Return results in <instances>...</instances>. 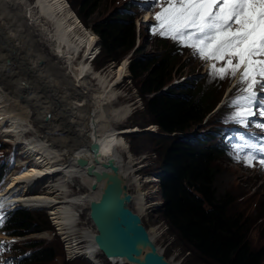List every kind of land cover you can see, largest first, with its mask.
Listing matches in <instances>:
<instances>
[{
    "label": "rangeland",
    "instance_id": "rangeland-1",
    "mask_svg": "<svg viewBox=\"0 0 264 264\" xmlns=\"http://www.w3.org/2000/svg\"><path fill=\"white\" fill-rule=\"evenodd\" d=\"M3 1V4H2ZM26 1L28 0H1V11H0V18L2 15L9 14L10 16L13 15V25L11 28L7 29L10 36L13 37L15 45L25 44L23 48L27 49L26 52L22 53V57L14 56L10 54V48L3 43H0V54L4 55L6 64L2 66L0 64V96L2 100H6L8 97L1 87H4L8 90L9 93H13L14 91H10L9 88H12V84H16L17 82L14 81V77L17 75V78L25 77L29 75L32 79V84L35 85L36 92H40L41 87L38 85L37 81L32 77L33 73L40 74L43 79L47 82L51 83L52 80L57 83L58 81L63 80V90L61 91V95L64 98H68V103H75V105H71L72 109L75 110V106L79 107L81 111L85 114L90 113V116L96 117L97 120L102 119L103 113L102 109L112 110L115 112V116L113 120L119 121L116 123L117 129L120 132L129 130L130 128L135 129V132H140L148 127H152L151 134H138V135H131L127 134L124 136L121 135L119 137L122 138L123 144L125 146V150L128 154L129 161L132 163V169L134 170L133 177L134 179L139 180L138 183L141 185V194H146L145 203H146V212L142 214V222L143 225L147 228L148 231H152L154 234V244L166 260H169L172 264H204L202 259L198 253L190 249L187 245L180 242L177 234L169 228V226L162 221L160 210H161V198L158 192V185L150 186L149 177L148 175H152L155 180L158 177V172L160 171V157L158 150L160 149V145H158L159 141H163L166 145H169L172 140L170 139H163L158 138L155 135L159 133V130L156 125L153 123H149L147 116L144 113V103L147 98H142L138 94V88L140 86L139 82L136 80L130 79V74L128 71V64H126V60H123L121 57L118 61H105L100 59V56L95 59L98 54L99 47H96L94 57L89 61L90 69L94 74L88 72L85 75V79L87 82H82L81 75L76 78H73L74 75L72 74L71 70L69 69V63L63 58L62 54H68V49L62 48V46L56 42L54 30L55 28L50 23V20H45L44 16H42L39 12V8L31 9L27 8ZM65 2L64 0H62ZM31 2V0H30ZM123 2H128L127 0H120L119 3L117 0H100L98 3H95L94 12L85 19L86 26L85 29L92 31V27L99 21H102L107 18H111L114 11L119 7ZM8 3V4H7ZM68 9L72 12L73 16H77L78 7L70 6V4L66 1ZM32 4V3H31ZM34 4V3H33ZM8 5V6H7ZM3 6L4 7L3 9ZM12 7V8H10ZM6 8V9H5ZM13 13L10 14V11ZM4 11V12H3ZM38 15V16H37ZM40 16V17H39ZM75 18V17H74ZM78 18V17H77ZM3 21V22H2ZM0 24H4V20H0ZM134 30H135V50L132 53V56H136L140 59H144L145 61L151 60H159L161 56L166 54V50L163 46L157 44L155 40L148 38L145 34L144 28L145 26L142 24V19L134 21ZM6 24H4L5 26ZM10 25V26H11ZM16 32V33H15ZM12 33V34H10ZM18 34V35H17ZM95 35V34H94ZM61 40L58 38V41ZM98 40V38H97ZM99 42V41H98ZM97 42V45H98ZM64 44V43H63ZM169 44V43H168ZM65 45V44H64ZM22 48V49H23ZM171 49V47H170ZM24 51V50H23ZM80 54V55H79ZM82 50H80L76 55L77 62L81 61ZM95 59V61H93ZM128 63H130L131 59H128ZM174 67L170 74V77L176 80H180L181 78L186 77L190 74L187 78L193 76H200L199 81L202 82V86L206 92L213 91L215 93L214 97H218L222 99L221 93L222 90L219 86L210 85L209 82L205 79L204 69L200 67L199 64L191 61L187 55H176L174 56ZM124 65H126V74L124 76H120L119 72L123 70ZM28 67V68H26ZM55 69V70H54ZM63 70L65 72V76H61ZM124 71V70H123ZM84 72V71H83ZM82 72V73H83ZM60 75L58 76L57 75ZM61 73V74H60ZM180 74V76H177ZM63 75V74H62ZM106 77L109 82L108 89L112 90L116 97L110 103L107 102L108 98L105 97V93L103 90V85H101V79ZM179 78V79H178ZM78 81V82H77ZM80 81V82H79ZM171 81V82H172ZM15 82V83H14ZM96 82L99 84L100 87L96 85ZM101 82V83H100ZM69 83V84H68ZM47 85V83L45 84ZM23 86V85H22ZM50 86V85H49ZM53 87V86H52ZM74 89L77 90V95L80 94V97L77 98L76 96H71L70 91ZM49 90L52 89L49 87ZM23 88L21 87L18 91H15L17 95L14 99L10 100L13 103V109L7 108V106L3 108L0 105V114L4 112L11 115L10 118L23 121L22 117L24 118L25 124L29 123V126L24 128V133L18 131V128L21 124L17 123L16 121L8 122L5 125L3 124V120L0 118V125H3V130L6 132H14L12 136H6L5 138H1V143H11L12 146L16 147L15 151L17 156H21L24 152L23 146L34 150V148L39 146L42 138L41 132L44 131L40 124L42 122L41 114L48 112L47 105L42 101L41 107L42 112L38 113L33 119L32 114L30 112V106L28 104H24L23 98H20L19 95L23 94ZM175 93L180 92V90H173ZM15 94V93H14ZM105 94V95H104ZM3 95V96H2ZM53 95V94H52ZM152 96V95H151ZM149 96V97H151ZM9 97H11L9 95ZM47 99V96L44 97ZM21 100V101H20ZM70 100V101H69ZM1 101V100H0ZM5 104L4 102H2ZM48 103H51L53 106V100L50 99ZM81 103V105H80ZM17 104V107L14 108V105ZM39 105V107L41 106ZM78 105V106H77ZM131 105L132 113L129 114L131 111L129 106ZM62 106H55V111H58ZM67 106L64 107L66 109ZM16 109V110H15ZM18 109V110H17ZM68 109V108H67ZM15 112V113H12ZM22 111V112H21ZM62 111V109H61ZM21 113V114H20ZM3 114V113H2ZM4 115V114H3ZM20 115H24L19 117ZM100 117V118H99ZM49 117L47 116L45 120ZM28 121V122H27ZM44 121V120H43ZM202 125V124H201ZM200 125H195L194 129ZM1 127V126H0ZM31 127V128H30ZM63 128V127H62ZM199 128V127H198ZM206 127H202L205 129ZM139 129V130H138ZM154 129V130H153ZM208 129V128H206ZM205 129V130H206ZM34 130V131H33ZM17 131V132H16ZM134 132V133H135ZM49 136L51 132H46ZM20 134V137H19ZM23 134V135H22ZM22 135V136H21ZM15 138H14V137ZM62 136V135H60ZM12 138V139H11ZM49 139V138H47ZM33 142H32V141ZM38 141V142H37ZM34 143V144H33ZM45 143V142H43ZM44 148V147H43ZM43 148L41 151L43 152ZM39 150V153H41ZM45 151V150H44ZM50 152L54 153V150H49ZM48 153V152H46ZM56 153V152H55ZM29 160H34V158H26ZM32 160V161H33ZM128 160V159H127ZM34 162V161H33ZM33 162H31L33 164ZM42 163V161H41ZM18 164V160L16 161ZM21 164H25L24 160ZM30 164L29 167L32 165ZM134 164V165H133ZM34 166L31 171L25 173L24 175L33 178L34 176H39V184L40 182L49 184H59V182L64 180L61 175L51 174L46 177H42V175L47 171L48 167L42 164ZM214 169L216 172L215 181H214V189L217 198H222L225 195L230 196L233 202L231 204V208L229 211L233 214H239L243 223H247V231H248V241L251 245L253 250L260 249L264 245V179L263 177H257L255 173L246 172L244 170H240L237 167L230 166L225 163L221 159H215L213 161ZM28 167V168H29ZM40 168L42 170L40 173H36L35 169ZM57 167L56 169H59ZM18 172V170H13V173ZM46 174V173H45ZM20 175L22 172L19 173L15 178L13 177L11 181L15 179H21ZM9 175L5 178L8 181ZM151 179V178H150ZM22 180L24 176H22ZM153 180V179H151ZM158 180V179H157ZM10 182V180H9ZM27 183L25 189L29 188L30 186ZM41 185V184H40ZM46 186V185H45ZM50 186V185H49ZM66 188L71 195H75L78 192V187L72 183L71 186L66 184ZM128 192L130 194H135L134 186L128 187ZM38 193H43L37 191ZM77 196L80 193L76 194ZM83 196L84 194L81 193ZM59 200V199H56ZM153 204L157 206H152ZM63 205V204H60ZM59 205V206H60ZM150 206V207H149ZM152 206V207H151ZM131 208L134 207L131 205ZM29 209L28 212L32 214V216L38 217L41 222H48L50 226V230L43 231L38 234H32L26 236L24 238H19L18 243L15 245V248H21L25 245H29V240L31 241H45L51 247H53L56 252L57 256L51 264H91L82 257L84 255L79 254L80 249H83L87 244L86 238L80 236V231L82 229H86L90 232H93V228L90 224L88 219V212L85 209L79 207L77 208L78 213H74V219L77 220L78 228L77 232L74 236L82 237L81 240L84 241L83 243H79L78 248L79 251L76 253L75 256H70L68 253L67 245L64 241V237L60 235V229L53 224V220L51 219V215L47 213L44 209L41 210H33ZM79 210V211H78ZM230 213V214H231ZM48 214V216H47ZM73 214V213H72ZM54 226L56 229H54ZM53 228V229H52ZM53 230V232H52ZM56 233V235L54 234ZM155 232V233H154ZM60 236L58 238L57 236ZM62 237V238H61ZM60 239V240H59ZM62 246H61V243ZM62 247H63V256H62ZM28 249V248H27ZM29 250V249H28ZM27 251V250H26ZM23 252V251H22ZM98 256V255H97ZM96 256V261L98 264H111L106 258ZM100 256V254H99ZM64 259H63V258ZM81 257V258H80ZM118 264V263H117ZM119 264H127V263H119Z\"/></svg>",
    "mask_w": 264,
    "mask_h": 264
},
{
    "label": "bare ground",
    "instance_id": "bare-ground-1",
    "mask_svg": "<svg viewBox=\"0 0 264 264\" xmlns=\"http://www.w3.org/2000/svg\"><path fill=\"white\" fill-rule=\"evenodd\" d=\"M25 3L27 8L29 9H31V7L39 8V12L42 16H44L45 20L51 21L50 23H52V26L54 25L53 27L55 28L54 34L56 42L59 43L62 48L68 49V54L65 55L61 53L60 55H62L63 58L70 64L69 69L74 75L73 78H76L82 74V82H87V80L85 79V75L88 72L90 73V75L92 73H95L91 71L89 61L91 60L90 58L92 54L94 55V51L97 47V36L85 29L82 23L79 22L78 18L75 15L73 16L72 12H70L67 4L62 0H31V2L30 0H28ZM4 7L6 6H3V9ZM1 9L2 8L0 0V11ZM9 11L10 14L13 13V11ZM12 19L13 15L10 16L9 14H5L1 16L0 20H4V24L6 25L4 26V24H0V43H6V45L10 48L11 55L22 57V53L26 52L25 50H27L23 48L25 44L22 43L19 45H15V40H13V37L10 36L9 33L7 34V29L13 26L11 25L13 23ZM58 38H60L61 40L58 41ZM80 50H82L83 54L81 56V61L77 62L76 55ZM2 59H5V57L3 54H0V64H2L3 66L4 64H6V61H3ZM123 70L119 72V75L121 77H125L126 65H124ZM61 72L63 74L62 75L60 73L61 76H65V72L63 70H61ZM40 74L33 73L32 75V77L41 87L42 91L40 92L35 91V85L32 84V79L29 75H26L21 79L17 78V75L14 77V81L17 83L12 84V88H9L10 91H14L12 94L9 93L6 88L1 87L5 94L8 96L5 101L4 99L2 100V97L0 96V105L3 106V108L6 105L7 108L13 109V103L10 100L14 99V97L17 95L15 91H18L22 87L24 90V95L20 94L19 97L23 98V101L20 100L21 102H24V104H28V106H30L29 113L32 114V117H30V119H33L38 115V113L42 112L41 107H44V105L41 104L46 103L48 112L41 114L42 122L39 121L38 123L44 130L41 132L42 138H40L42 143H40L39 146L37 145L34 150L30 149L31 152H34V160L32 159L34 162L31 160L33 164L30 162V164L32 165L22 172L19 182L18 179H15L14 181L10 180V182L8 181V183L1 188L0 194H3L5 198L14 195L9 200L16 201L17 204H24L28 207H31L33 205L42 206L44 210L47 211V213L49 212L48 214L51 215V219L54 222L53 224H55L61 230L60 235L64 237V241L67 245L66 249L68 250V253L66 254L75 256L79 251L78 244H81L84 241L81 240L82 237L74 236L78 231V223L76 219L74 220V216H76L74 213H78L75 210H77V208L79 209V207L89 212V203L93 200L98 199L104 183H102L101 181H97L92 172L102 170L100 163L109 158L114 159L115 162L118 163L120 174L125 178L127 186H134L136 193L132 194L133 200L131 205L134 207L133 210L136 211L140 216H142V214H145L147 210L145 203L146 194H141V185L140 183H138L139 180L134 179L133 177L134 170L132 169V163L129 161L128 154L123 144L124 142L122 138L119 137L123 134L124 136L127 134L133 135L136 132L133 128H130L129 130L127 129L126 131H124V133L120 132V130L117 129L116 126V123H119V121L113 120L115 112H112V110L101 108L104 116H102V119L99 120H97L94 116H90V113L85 114L79 109V107L75 106V110H73L71 105H75V103H71V105L67 104L68 98H64V96L61 95V91L63 90L64 86L63 80H57V83L52 80L51 83H49L45 79H43ZM101 82L100 83L101 85H103L104 93L106 94L104 95L108 98L107 102L110 103L112 100H114L116 95L112 90L108 89L109 82L106 77L102 78ZM46 83L47 85H45ZM96 85L100 87L97 82ZM49 87L52 89V91L49 90ZM9 95L11 97H9ZM70 95L76 96L77 90L72 89L70 91ZM46 96L47 99L44 98ZM79 97L80 94L77 95V98ZM50 99L53 100L54 106L51 103H48ZM42 101H44V103H41ZM2 102H4L5 104H3ZM39 105L41 106L39 107ZM55 106L62 107L58 111H55ZM65 106H67L66 109H64ZM128 106L131 111L129 114H131V105ZM16 107L17 104L14 105V108ZM12 113L15 112L12 111ZM22 116L24 115H20L19 117ZM47 116L49 118L45 120ZM10 117L11 115L5 113V111L1 112L0 114V118L4 121V125L8 122L16 121L17 123L21 124L18 128V131L20 132V134L24 133V128L28 127L29 123L25 124L23 117L22 122H20L19 119L16 120L17 117H14L15 119H12ZM0 126L1 137L6 139V136L9 137L15 134L14 132H6V130H3V125ZM151 130L152 127H148L147 129H145L148 134L152 133ZM46 132H51L50 134H52V136H49ZM156 132L157 131H155V133ZM93 142L98 143L99 147L97 149L92 148L91 143ZM28 145L29 143L26 146ZM41 148H43L45 151L43 150L42 152ZM39 150L41 151V153H39ZM49 150H54V153L50 152ZM30 151H28L27 153H31ZM29 157L32 156L29 155ZM80 162H82V164H80ZM38 164H40L41 167H43L42 164L48 167L47 171L45 172L46 174L44 173L42 177H46L51 174H59L62 178H64V180H61L59 184H49L50 186L42 182H40V185L38 179L39 176L36 175L33 178H29L24 175L25 173L31 171L32 168ZM57 167L60 168L56 169ZM41 171L42 170H40V168L35 169L36 173H40ZM22 176H24V179L26 181L22 180ZM148 179L150 183H154L155 179ZM27 183H29L28 185L30 187L25 189L24 185H26ZM72 183H74L79 188L78 192L76 193H80L79 196H77L76 194H69L66 188V184H69L71 186ZM159 183H157L156 185L159 186ZM93 184L96 185L95 189L91 187ZM42 190L43 193L41 192ZM37 191L41 193H38ZM81 193H83L84 195L82 196ZM152 206L157 205L153 204ZM72 213L73 216L70 217ZM90 224L94 230L93 232H90L86 229H82V231H80V236L86 238L87 244L83 249H80L81 252H79V254L84 255L85 260L87 259L89 261H91V258H93L96 253V256H99L100 254V251L97 249L96 245L93 242L95 229L91 221ZM148 232L153 241V232ZM112 261H114L115 264L119 262L116 259H113ZM167 261L170 263L169 260Z\"/></svg>",
    "mask_w": 264,
    "mask_h": 264
},
{
    "label": "trees",
    "instance_id": "trees-1",
    "mask_svg": "<svg viewBox=\"0 0 264 264\" xmlns=\"http://www.w3.org/2000/svg\"><path fill=\"white\" fill-rule=\"evenodd\" d=\"M66 1L72 7L77 5V17L86 26L85 19L94 12L95 3L100 0ZM130 1L117 7L111 18L92 27L100 41L95 59L100 56L105 61L116 62L134 50V8ZM161 45L165 47L164 42ZM173 59L168 51L157 61L131 56L128 66L130 79H137L140 84L138 94L147 98L143 108L148 122L156 125L160 133L168 135L184 133L194 124L199 125L214 99L212 94L198 97L199 89L194 83L178 93L171 90L158 94L171 84ZM158 145L159 169L164 170L158 186L163 203L160 215L180 242L198 253L204 264H264V245L253 250L246 236L247 223H243L239 214L229 211L232 198L228 195L216 197L213 187L216 176L213 161L216 157L212 150L187 149L182 142L166 145L161 141ZM8 229L24 236L50 229V226L27 211H19L10 220ZM56 255L54 248H44L34 255V263H50Z\"/></svg>",
    "mask_w": 264,
    "mask_h": 264
},
{
    "label": "snow or ice",
    "instance_id": "snow-or-ice-1",
    "mask_svg": "<svg viewBox=\"0 0 264 264\" xmlns=\"http://www.w3.org/2000/svg\"><path fill=\"white\" fill-rule=\"evenodd\" d=\"M159 8L150 26L208 66L213 80L234 79L236 93L227 101L224 123L264 132V0H148ZM230 156L264 169V136L258 142L238 134ZM6 198H0V222ZM5 242L0 241V245Z\"/></svg>",
    "mask_w": 264,
    "mask_h": 264
},
{
    "label": "water",
    "instance_id": "water-1",
    "mask_svg": "<svg viewBox=\"0 0 264 264\" xmlns=\"http://www.w3.org/2000/svg\"><path fill=\"white\" fill-rule=\"evenodd\" d=\"M99 41V40H98ZM100 46V41L97 47ZM129 60H126V64ZM148 134L143 130L135 135ZM97 149L98 143H91ZM82 164V162H80ZM102 170L92 172L97 181L104 183L97 200L89 203L88 218L95 234L93 242L101 254L127 264H170L153 243L142 216L131 208L132 194L118 163L109 158L100 163ZM93 189L96 185L91 186ZM163 205V204H162Z\"/></svg>",
    "mask_w": 264,
    "mask_h": 264
},
{
    "label": "clouds",
    "instance_id": "clouds-1",
    "mask_svg": "<svg viewBox=\"0 0 264 264\" xmlns=\"http://www.w3.org/2000/svg\"><path fill=\"white\" fill-rule=\"evenodd\" d=\"M163 134H165V133H163ZM165 135H168V134H165ZM174 134H172V135H169V136H173Z\"/></svg>",
    "mask_w": 264,
    "mask_h": 264
}]
</instances>
